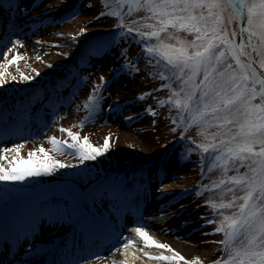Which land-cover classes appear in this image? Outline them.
Here are the masks:
<instances>
[{
    "label": "rangeland",
    "instance_id": "obj_1",
    "mask_svg": "<svg viewBox=\"0 0 264 264\" xmlns=\"http://www.w3.org/2000/svg\"><path fill=\"white\" fill-rule=\"evenodd\" d=\"M89 3L92 4V7H86ZM50 5L59 6V8L56 11H46ZM21 7L27 11L22 13ZM104 9L100 0H67L66 3L63 0H3V3L0 4V27L7 26L8 34L1 39L4 41L2 47L7 50L14 39L22 40L24 47L17 49L24 56V59L18 64L20 71L35 76L32 69H37L38 65L46 66L50 63L53 66H46L49 73L44 80H38L39 75L28 82L19 80L16 65L10 66L9 71L17 76V82L8 83L0 88V136L1 138L6 136L15 138L9 140L0 138L1 144L11 147L13 144L28 141L23 150V154L26 155L29 149L40 145L51 149L52 145L46 140L48 136H56L60 140L67 139L71 143L67 133L59 130L61 127L79 132L81 137L87 135L90 142L96 146L102 145L104 137L109 136L110 150L97 160L89 161L81 166L86 168L82 173L83 177L67 175L63 178L58 173L40 177L39 182L43 185L67 183L73 186L77 193L72 194L74 197L70 194L64 198L59 195L62 194L59 192L55 197L52 196L57 200L48 203L38 214H47L52 218L62 219L65 226L72 227L74 230H82L83 234L97 233L104 237L101 240V246L97 248L104 252L103 255H100L101 259L92 258L88 261L89 264H93V262L95 264H113L114 261L117 262V259L122 258L120 254L124 248L120 246L126 242L122 239L123 237H131L134 240L135 246L129 245V248L136 249L138 247L135 241L138 237L134 234L129 235L115 218V213L120 211V199L129 192L130 186H135L141 189L145 195L142 201L143 206H140L142 215L145 213L143 207L161 197L178 201V203L172 204L178 209L181 204L185 205L183 214L176 215L182 219L167 231H165L166 229L160 233L152 231L154 233L152 236L161 234L160 236L163 237V232H166L174 241L193 248L188 255L180 251L186 258L191 259L194 256H199L201 260L205 261V264H210V261L221 255L217 250L220 245L215 242L223 239L222 233L211 232L212 227L217 226L215 223L205 224L200 219L202 216L211 217V212L206 206H203V202L210 193L205 192L200 197L196 196L195 191H191L187 195H181V193L184 189H190L187 186L194 182L210 185L212 180L223 177L215 170L212 173H207V166L211 163L209 160H206L205 164L206 174L202 175L198 162L199 156L195 153L190 155L188 161L178 159V154H182L186 145L182 142L174 143L178 141L180 129L176 133L170 131L174 125L171 124L169 118L176 112L175 110L169 112L167 106L156 107L159 99L169 95L167 89L154 92L153 96H148L143 101L137 99L138 95L151 92L165 83L158 78L160 72L165 71L162 65L149 66L148 58L142 48H139L130 39L121 40L118 46L111 49V54L103 55L102 58L100 56L103 49H100L96 53V57L89 60L91 48L88 42L94 35L113 26L117 21L116 18L108 16L96 20L95 17ZM74 10L77 14L71 15ZM146 15L150 14L140 10L131 16H125V20H138ZM65 17L70 18L65 19ZM152 23L154 21H144V26L139 30H155L148 27ZM81 28H87V35L81 37L78 43L73 45L66 37L69 34L79 33ZM169 31L181 38L189 40L193 38L192 35L183 31L175 32L171 29ZM56 33L64 35L57 36ZM246 37L247 33H245V39ZM161 38L165 43L179 46L176 39H168L166 33H162ZM37 40L42 43H36ZM151 42L155 43L156 40L153 39ZM54 44L57 46H53ZM125 48L127 49V60L130 61L139 56L140 71L134 78L127 75H117L114 78L110 69L120 66V62L125 61V58L121 56V50ZM62 53L70 55L66 58L61 55ZM11 55L12 53L9 54V58ZM37 55L43 58V62L36 59ZM0 60H3V55H0ZM85 60L86 63L82 67ZM149 73L153 75H149ZM101 76L110 81L109 87L103 93L105 99L95 117L83 127H79L80 121L87 115L83 110V104L90 94L93 84H98ZM84 77L87 79L84 80ZM26 85L24 92L20 93L16 90L17 87ZM56 91L59 93L57 94ZM12 93H15L14 97H12ZM4 94H8L9 98H4L6 96ZM110 105L111 107H109ZM148 106L158 112L156 117L145 112ZM132 116L138 118L126 119ZM153 119L156 121L155 125L152 123ZM2 131L5 132V135H2ZM198 131L199 129L195 126L190 128L185 138L191 136L196 143L211 142L213 138L210 134L218 129H205L209 134L207 139L203 135H198ZM219 139L220 137L216 138L217 141ZM51 154L64 163H79L78 157L74 155H62L58 152ZM67 169H61V171ZM243 170L241 169V171ZM134 174L137 176L134 177ZM232 174L234 173H229V175ZM163 182H166L165 186H162ZM89 183L93 184L92 187L84 192L83 189ZM160 188L169 189V192L161 196L157 191ZM15 189L17 191L12 192ZM5 190H11L12 193L8 191L4 193ZM29 191L31 188L18 189L6 182H0V222L8 221L14 217L22 218L24 221L35 217L28 205L29 201H25L27 199L25 194ZM51 194L53 191H50L49 195L44 196L45 199L42 198L39 202L43 203L46 199H50ZM238 194L242 195V193ZM198 205L201 207L197 210ZM184 221H187V224H183ZM46 226L49 230H53L56 224ZM65 226L61 225V227ZM61 227L58 226L57 230ZM36 231L38 230L35 229ZM54 232L36 233L32 236L33 238H29L17 246L14 251L16 254L14 259L22 258L16 264H37L46 256L53 244H56V252H58L65 245L67 238L66 236L60 239L57 236L53 237L52 233L54 234ZM107 232H110L109 236H106ZM205 233L212 234L205 235ZM157 240L163 242L161 238ZM116 249L120 250L116 251ZM161 252L168 255L163 249H158L151 254L159 255ZM144 258L147 259L145 256ZM12 260L10 259V262ZM148 263L170 264L168 261L153 259L148 260Z\"/></svg>",
    "mask_w": 264,
    "mask_h": 264
},
{
    "label": "snow or ice",
    "instance_id": "obj_2",
    "mask_svg": "<svg viewBox=\"0 0 264 264\" xmlns=\"http://www.w3.org/2000/svg\"><path fill=\"white\" fill-rule=\"evenodd\" d=\"M100 2L108 10L101 11L95 19L108 16L116 18L117 23L110 32L113 39L98 45L97 49L89 53V60L96 57L100 49H103L100 58L111 54V49L118 46L121 40L130 39L142 45L148 58L147 64L151 67L162 65L165 69L158 78L166 82L151 92L138 95L137 99L143 101L153 96L154 92L167 89L169 95L166 99H159L156 107L168 106L169 112L175 110L177 115L171 117L174 127L170 131L176 133L180 129V135L174 143L194 145L187 147L183 154H178V159L188 161L190 155L198 151L201 174H206L205 161L209 160L211 163L207 166V173L215 170L223 177L212 180L210 185L198 183L194 189H184L181 193L187 195L195 191L197 197L205 192L210 193L203 206L209 207L213 215L200 219L205 224L215 223L217 226L213 232L223 234V239L215 242L221 246V255L210 261V264H264V0H114L116 7H110L113 0ZM2 3L3 0H0ZM125 5L126 12L122 11ZM86 7H92V4ZM58 8L50 5L46 11H56ZM140 10L150 15L138 20H125V16ZM20 11L23 13L27 9L21 7ZM75 14L77 12L74 10L71 15ZM147 20L154 21L148 27L155 30L140 31L139 28ZM170 29L183 31L193 38H181L170 32ZM162 33H166L168 39H176L179 46L165 43L161 38ZM85 35L87 28H81L79 33L69 34L66 38L75 45ZM153 39L155 43L151 42ZM36 43L42 41L37 40ZM23 47L20 39H14L11 46L2 52L0 88L17 82V76L9 71L10 66H17L16 71L22 82L34 80L40 75L37 69H32L35 76L20 71L18 64L24 56L17 49ZM61 55L68 58L70 54ZM121 56L126 62L119 68L110 69L114 78L117 75L134 78L140 71L139 56L128 61L126 48L121 50ZM36 59L43 62L39 55ZM46 66L53 65L49 63ZM109 85L110 81L104 76L100 77L98 84H93L83 104L87 115L80 121L79 127H83L98 113L105 99L103 93ZM145 112L153 117L158 115L151 106ZM136 118L132 116L126 119ZM155 122L153 119V125ZM194 126L199 129L197 134L203 135L205 139L209 135L205 129L216 128L218 131L210 134L213 138L211 142L196 143L191 136L185 139L186 133ZM59 130L67 133L71 143L67 139L48 136L46 140L52 145L51 149L40 145L29 149L26 155L23 150L28 141L0 147V182H24L30 178L51 176L61 169L77 168L95 161L110 150L109 136L104 137L102 145L96 146L87 135L81 137L79 132L69 128L61 127ZM217 137H220L218 141ZM52 152L77 156L79 163H64L56 159ZM230 172L234 174L229 175ZM157 191L163 196L169 189L160 188ZM173 203L178 201H169V207ZM199 207L201 205L197 206V210ZM184 209L185 205L181 204L177 211L169 213L161 205L159 215L152 219L166 222L173 216L183 214ZM182 223L187 224V221ZM131 231L143 241L144 248L155 247L171 253L152 255L144 248H138L148 259L168 261L170 264H205L199 256L188 259L171 244L155 239L148 225L143 222ZM209 234L212 233H205ZM122 239L126 242L121 244V248L135 246L131 237ZM94 258L101 259L98 255ZM77 264H89V261L84 259ZM113 264L127 262L114 261Z\"/></svg>",
    "mask_w": 264,
    "mask_h": 264
},
{
    "label": "bare ground",
    "instance_id": "obj_3",
    "mask_svg": "<svg viewBox=\"0 0 264 264\" xmlns=\"http://www.w3.org/2000/svg\"><path fill=\"white\" fill-rule=\"evenodd\" d=\"M96 31L94 30V33ZM8 34V30H7V26H4L3 28L0 27V41L1 39L4 37V35ZM22 41V40H21ZM0 46L1 43H0ZM3 50L0 48V54H2ZM37 70L40 72V77H38V80L42 79L44 80L46 75L49 73V70L47 69L46 66H44L43 64L41 65H38L37 66ZM26 86H19L16 88V90L20 93L24 92L26 90ZM13 94V93H12ZM6 95V94H4ZM15 96V93L13 94L12 97ZM4 98L8 99L9 96L8 94L6 96H4ZM11 98V97H10ZM17 144V143H16ZM3 147V146H2ZM6 147V146H4ZM166 182H163L162 183V186H165ZM138 186V185H136ZM139 191L140 189L137 188V187H133V186H130V191L127 193V195L123 198H121V207L123 210L126 209L127 206L131 207L133 209V212L136 214L137 216V221H136V225L140 226L141 222H143L144 224H147L148 227H149V231H150V234H154V233H157L156 231H162L164 229H168V228H171L176 222H178L180 219L179 216H173L171 219H168L166 222H162V221H157V220H154L152 219L153 217L155 216H158L159 215V207L161 205H163L166 210L167 209H170V210H167V212L171 213V212H175L178 210V208H176V206L172 205L171 207L168 206V202L169 201H172L171 198H164V197H161V198H157L151 202H149L146 207H144V210H145V213L142 215L140 210H139V203H140V199H139ZM130 225V230L133 228L134 225ZM152 231H154V233H152ZM132 235L135 233H133L131 231ZM161 234H155V236H153L155 239H160L163 241V242H167L169 244H171L175 249L179 250V251H182L183 254H186L188 255L191 250H193V248L189 245H186V244H183V243H179V242H176L172 239L171 236H169L166 232H163V237L160 236ZM136 245L138 246L136 249L135 248H127V249H124L122 252V254H120L122 256L121 259H117V262L119 261H126L127 264H149L148 263V260L150 259H146L144 258V255H143V252H140L138 251V248H144V245H143V241L141 242V240L139 238H136ZM159 248H155V247H152V248H144V251H147L149 253H154L155 251H158ZM166 254L168 255H171L170 252L166 251ZM143 255V256H142ZM117 257H120L119 255H117ZM152 263V262H150ZM93 264H95L93 262Z\"/></svg>",
    "mask_w": 264,
    "mask_h": 264
},
{
    "label": "trees",
    "instance_id": "obj_4",
    "mask_svg": "<svg viewBox=\"0 0 264 264\" xmlns=\"http://www.w3.org/2000/svg\"><path fill=\"white\" fill-rule=\"evenodd\" d=\"M101 3V2H100ZM102 4V3H101ZM103 5V4H102ZM104 6V5H103ZM110 7H116L115 6V4H114V0H113V3L112 4H110ZM108 9H104L103 11H107ZM122 11H124V12H126L127 11V5H125L124 6V8H123V10ZM134 14V13H133ZM132 14V15H133ZM148 14H150V13H148ZM116 23H117V21H116ZM113 39V36L110 34V32H108V33H105V34H101V35H99L98 37H96L94 40H96L98 43H100V42H107V41H111ZM139 46H142V45H139ZM165 74H167V73H165ZM166 82V81H165ZM167 98V96L164 98V99H166ZM167 108H168V106H167ZM177 114H175V115H171L170 116V118H169V120L171 121V117L172 116H176ZM187 147H194V145H189V146H187ZM187 147H185V150H186V148ZM184 150V151H185ZM183 151V152H184ZM197 156H199V153H198V151L197 152H194ZM199 162V161H198ZM205 164H206V161H205ZM221 246H219V247H217L218 249V251H219V248H220Z\"/></svg>",
    "mask_w": 264,
    "mask_h": 264
}]
</instances>
